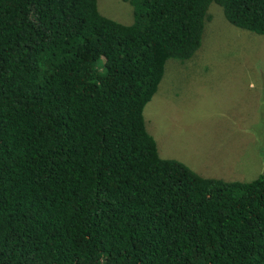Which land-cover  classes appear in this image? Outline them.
<instances>
[{
	"label": "trees",
	"instance_id": "16d2710c",
	"mask_svg": "<svg viewBox=\"0 0 264 264\" xmlns=\"http://www.w3.org/2000/svg\"><path fill=\"white\" fill-rule=\"evenodd\" d=\"M0 0V264H264V174L164 158L144 109L216 2L264 34V0Z\"/></svg>",
	"mask_w": 264,
	"mask_h": 264
},
{
	"label": "rangeland",
	"instance_id": "374dc122",
	"mask_svg": "<svg viewBox=\"0 0 264 264\" xmlns=\"http://www.w3.org/2000/svg\"><path fill=\"white\" fill-rule=\"evenodd\" d=\"M98 8L134 21L130 0H98ZM209 13L199 50L167 61L145 123L161 157L204 177L250 181L264 174V34L235 26L216 2Z\"/></svg>",
	"mask_w": 264,
	"mask_h": 264
}]
</instances>
